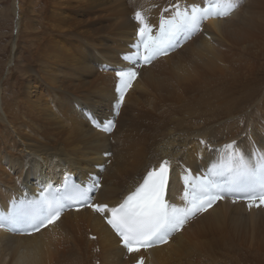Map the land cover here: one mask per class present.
<instances>
[{
    "label": "bare ground",
    "instance_id": "obj_1",
    "mask_svg": "<svg viewBox=\"0 0 264 264\" xmlns=\"http://www.w3.org/2000/svg\"><path fill=\"white\" fill-rule=\"evenodd\" d=\"M177 1L164 14L172 20L163 22L161 35L158 11L170 0H14L3 17L1 6L2 27L11 23L0 31V224L13 220L22 186L67 171L95 178V200L115 204L167 157L205 176L217 160L208 146L238 140L250 154V135L264 152V0H224L227 17L213 14L207 0ZM139 10L153 28L145 44L168 40L171 32L186 37V26L204 25L207 35L141 65L146 56L132 18ZM137 71L127 92L125 80ZM84 109L105 129L92 125ZM170 196L176 233L163 244L126 248L90 206L33 235L0 229V264H141L143 258L145 264H264L263 200L215 198L193 213L194 197L178 179Z\"/></svg>",
    "mask_w": 264,
    "mask_h": 264
},
{
    "label": "rangeland",
    "instance_id": "obj_2",
    "mask_svg": "<svg viewBox=\"0 0 264 264\" xmlns=\"http://www.w3.org/2000/svg\"><path fill=\"white\" fill-rule=\"evenodd\" d=\"M13 1L14 0H0V9H1V6L3 5V7H2V12H1V15H2V17H3V10H4V7L5 6H7V4L8 3H13ZM5 21H0V29H3V30H0V31H3V32H5V30L7 31L8 29H9V26H10V23H11V20H9V22H8V28H3L4 27V25H3V23H4ZM3 26V27H2ZM10 39H12L14 42H15V34H11L10 33V35H9V41H10ZM1 53L2 54H4V52H2L1 51ZM9 53H11V51L9 52ZM6 58V55H5V57L4 58H2V59H5ZM6 60H8L7 58H6ZM6 62V61H5ZM5 67V66H4ZM6 78V75H5V73H3L2 72V79H5ZM67 172H69L70 173V175H74L75 176V174H73L72 172H70V171H67ZM79 181L81 180L82 182H84L85 184H87V185H89V186H91L92 188L93 187H97V180L95 179V178H93V180L92 181H83L81 178H80V176H75ZM21 197H25V196H21ZM20 199V198H19ZM1 216V215H0ZM98 263V262H97Z\"/></svg>",
    "mask_w": 264,
    "mask_h": 264
}]
</instances>
